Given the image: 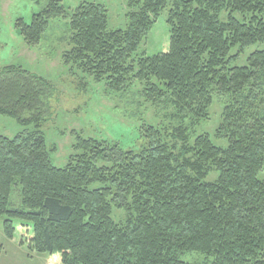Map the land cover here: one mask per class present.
I'll use <instances>...</instances> for the list:
<instances>
[{
	"label": "trees",
	"instance_id": "trees-1",
	"mask_svg": "<svg viewBox=\"0 0 264 264\" xmlns=\"http://www.w3.org/2000/svg\"><path fill=\"white\" fill-rule=\"evenodd\" d=\"M126 30H110L106 9L85 2L70 17L66 66L106 90L144 86L147 101L170 102L183 116L206 121L223 105L217 145L209 134L190 144L183 131L170 145L145 126L148 145L125 151L76 137L66 167L55 166L42 131L48 83L21 66L0 70V116L24 128L0 136V218L14 240L32 232L25 247L51 264H189L199 253L210 264H264V0H127ZM168 11L169 47L137 58L159 17ZM58 0L19 19L17 34L37 47L52 22L67 19ZM217 173V180L208 178ZM19 182L23 210L10 208ZM128 219L115 223L114 210Z\"/></svg>",
	"mask_w": 264,
	"mask_h": 264
},
{
	"label": "rangeland",
	"instance_id": "rangeland-1",
	"mask_svg": "<svg viewBox=\"0 0 264 264\" xmlns=\"http://www.w3.org/2000/svg\"><path fill=\"white\" fill-rule=\"evenodd\" d=\"M52 1L0 0V70L6 66H21L44 79L51 87L42 131L55 166H67L74 155L77 136L106 141L125 151L140 153L148 145L142 134L145 126L160 129L169 144L177 143L178 148L181 141L175 140L173 135L179 131L185 133L190 144L197 136L209 134L217 145L227 147V143L216 136L224 110L219 99L210 110L209 120L194 121L179 114L170 102L147 101L143 96L144 86L140 83H135L125 93L109 92L104 84L96 83L78 69L64 64L63 54L72 48L70 17L78 6L85 2L101 5L107 11L109 29L126 30L131 11L127 0H58L68 13L67 19L53 21L39 46H27L17 34L16 22L23 19L30 23L33 16ZM167 20L168 11H165L141 45L137 58L157 56L168 49L170 29ZM256 50H264V44L249 49L239 64L245 65ZM23 130L16 120L0 116V136L13 138ZM217 178L218 174L213 173L208 181L213 182ZM259 178L264 182V170ZM21 190L19 182L14 185L11 209H24ZM113 219L123 226L128 219L127 212L115 209ZM4 220V217L0 218V264H51L48 254H37L24 246L31 231L19 226L14 240H8L4 234ZM182 258L189 264H210L199 253L185 254Z\"/></svg>",
	"mask_w": 264,
	"mask_h": 264
}]
</instances>
